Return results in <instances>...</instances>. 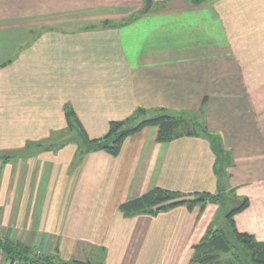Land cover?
I'll return each mask as SVG.
<instances>
[{
    "label": "crops",
    "instance_id": "0c3cea01",
    "mask_svg": "<svg viewBox=\"0 0 264 264\" xmlns=\"http://www.w3.org/2000/svg\"><path fill=\"white\" fill-rule=\"evenodd\" d=\"M146 1L0 0V30L11 32L0 59L2 239L58 264L101 247L105 264H199L195 245L229 208L125 216L120 206L155 188L222 185L249 200L236 229L264 242V0H152L145 12ZM138 108L201 115L231 154L228 176H217L204 136L159 142L147 126L114 156L82 153L69 130L68 111L96 139Z\"/></svg>",
    "mask_w": 264,
    "mask_h": 264
},
{
    "label": "trees",
    "instance_id": "16d2710c",
    "mask_svg": "<svg viewBox=\"0 0 264 264\" xmlns=\"http://www.w3.org/2000/svg\"><path fill=\"white\" fill-rule=\"evenodd\" d=\"M199 3L203 0H191ZM142 12L131 16L129 19L119 22L120 24L130 22ZM107 25V23H105ZM74 118L72 121L71 119ZM69 130H78L84 144L87 146L82 153L89 151L104 150L111 155H118L124 140L133 134L138 133L147 126L159 128L157 140L169 142L183 136H204L210 143L215 154V172L219 178L228 176L226 168L232 164L230 152L223 147L220 137L210 133L204 125L201 115L187 111H172L165 108L143 109L138 108L130 117L124 120L112 121L109 131L101 138L90 139L83 126L73 111L67 112ZM52 146L63 145L64 141H52ZM37 145V144H36ZM39 145V144H38ZM28 148L32 149L29 145ZM27 148V149H28ZM6 158V157H5ZM9 158V157H7ZM217 194L210 192H197L193 194H181L162 188H155L135 199L126 201L120 206L125 216L137 214L156 215L159 212L172 209L177 206L186 205L189 208L200 206L204 208L207 203H215L221 207L229 208L226 215L228 226L223 229L215 228L212 222L203 239L195 245V255L192 262L199 264H213L215 259L221 256H230L233 262L230 264H264V242H258L248 234L239 232L233 221V216L249 206L247 198H237L233 195L224 196L226 190L222 185ZM227 194V193H226ZM231 201V202H230ZM235 202L236 204H233ZM0 248L5 251L9 260L22 259L26 263L38 264L39 259L35 258L33 251H28L22 245L10 243L0 237ZM103 253L105 249L102 248ZM50 257L47 256L43 264H49ZM223 263V262H222ZM221 262L215 264H222ZM227 263V262H226ZM73 264H105L102 258L99 262L91 260L77 261ZM229 264V263H228Z\"/></svg>",
    "mask_w": 264,
    "mask_h": 264
},
{
    "label": "rangeland",
    "instance_id": "374dc122",
    "mask_svg": "<svg viewBox=\"0 0 264 264\" xmlns=\"http://www.w3.org/2000/svg\"><path fill=\"white\" fill-rule=\"evenodd\" d=\"M9 33L11 34V32L9 30L8 31L7 30L6 31L0 30V59H5V58H7L8 55L11 54V49H9L10 47L8 45H6L5 42L2 41L4 38L8 37ZM230 168L231 167H229V168L227 167L226 168L227 171H230ZM228 192H231V191H226L227 194L223 193L224 196L229 197L228 194H230V196L233 195L232 193H228ZM221 211H225V207H221ZM220 218L213 220V223L215 224L214 225L215 228L223 229L226 226H228V223L224 222V226H221L222 224L219 221ZM195 251L196 250L194 249V255H195ZM102 255H103L102 247L101 248H95L93 250L92 256L87 258L86 260H91V261L96 263V262H99L101 260ZM73 261L67 262V264H73ZM219 262H221V263L223 262L222 264H228V263L230 264L233 262V259H232V257L225 255V256L218 257V259H215L213 261V264L219 263Z\"/></svg>",
    "mask_w": 264,
    "mask_h": 264
},
{
    "label": "built area",
    "instance_id": "2783aa9c",
    "mask_svg": "<svg viewBox=\"0 0 264 264\" xmlns=\"http://www.w3.org/2000/svg\"><path fill=\"white\" fill-rule=\"evenodd\" d=\"M33 255L35 256V258L39 259V263L38 264H43L45 261V258L47 257L46 254L40 250H34L33 251ZM50 263L49 264H58L59 260L55 255H50ZM25 261H23L22 259H13V260H9L7 264H21ZM27 264H33V263H27Z\"/></svg>",
    "mask_w": 264,
    "mask_h": 264
},
{
    "label": "water",
    "instance_id": "95a60500",
    "mask_svg": "<svg viewBox=\"0 0 264 264\" xmlns=\"http://www.w3.org/2000/svg\"><path fill=\"white\" fill-rule=\"evenodd\" d=\"M151 6H152V0H147L146 1V7H145L144 11L148 12L150 10Z\"/></svg>",
    "mask_w": 264,
    "mask_h": 264
}]
</instances>
